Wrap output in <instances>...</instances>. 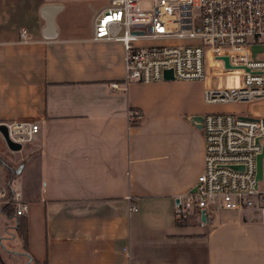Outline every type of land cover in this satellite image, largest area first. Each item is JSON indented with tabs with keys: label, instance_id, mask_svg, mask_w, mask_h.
<instances>
[{
	"label": "crops",
	"instance_id": "0c3cea01",
	"mask_svg": "<svg viewBox=\"0 0 264 264\" xmlns=\"http://www.w3.org/2000/svg\"><path fill=\"white\" fill-rule=\"evenodd\" d=\"M113 1L0 0V125L40 128L19 152L0 137L13 154L0 161V185L28 204L27 252L2 206L0 244L14 245L26 264H132L134 229L145 264H264L256 209L213 205L204 221L193 213L176 226V200L194 192L204 170L198 118L209 114L203 92L210 82L125 86L123 44L93 40L96 15ZM46 6L58 8L53 30L42 16ZM245 111L241 117L264 118V100ZM132 112L141 118L131 120ZM230 243L224 256L219 249Z\"/></svg>",
	"mask_w": 264,
	"mask_h": 264
},
{
	"label": "built area",
	"instance_id": "2783aa9c",
	"mask_svg": "<svg viewBox=\"0 0 264 264\" xmlns=\"http://www.w3.org/2000/svg\"><path fill=\"white\" fill-rule=\"evenodd\" d=\"M141 2H149L150 9ZM196 10V12H194ZM198 40L194 45L137 46V40ZM93 40L118 41L124 47L123 84L154 83L171 70L175 80L210 82L203 92L206 105L249 104L264 100V0H116L93 23ZM224 58L229 69L225 68ZM118 89V84H111ZM139 112L131 120H139ZM8 139L23 147L39 133L38 124L11 122ZM204 170L195 190L176 200V220L185 221L211 206L228 212L256 209L264 225V156L262 178L256 179L257 156L264 151V118L243 119L209 113L201 119ZM3 205L25 215L22 193L0 188ZM129 212H137L130 203Z\"/></svg>",
	"mask_w": 264,
	"mask_h": 264
},
{
	"label": "rangeland",
	"instance_id": "374dc122",
	"mask_svg": "<svg viewBox=\"0 0 264 264\" xmlns=\"http://www.w3.org/2000/svg\"><path fill=\"white\" fill-rule=\"evenodd\" d=\"M141 7L150 9L151 4L149 2H141ZM196 12V10H194ZM200 41L198 40H175V39H157V40H151L149 46L154 45H178V46H184V45H194L198 44ZM253 56L256 59L264 60V50L260 47H254L252 50ZM207 113H228L235 116H241L244 113H246V104H217V105H207L206 107ZM13 154H10L8 151H6L4 145L0 141V161H9V159H12ZM23 163V162H22ZM14 168V167H13ZM4 178L7 176L3 172ZM17 182L18 180H13L12 186L14 188H17ZM0 185V188H6V186ZM0 206H3V202L0 199ZM255 210V209H254ZM1 220L6 222V219L3 216H0ZM3 221V222H4ZM0 227L2 228L1 224ZM131 239H130V254H131V260L132 264H145L147 263V253L143 250V240L138 239V232L134 229L131 230ZM4 239V238H3ZM233 245V244H232ZM231 243L224 246L223 248L219 249L220 253H223L225 256L227 253H230L231 249ZM235 246V244H234ZM15 249V246L10 244L9 242L3 241V245L0 244V264H26V262L23 259H18L14 254L12 249ZM16 250V249H15ZM233 255V254H232ZM24 258V257H21Z\"/></svg>",
	"mask_w": 264,
	"mask_h": 264
},
{
	"label": "water",
	"instance_id": "95a60500",
	"mask_svg": "<svg viewBox=\"0 0 264 264\" xmlns=\"http://www.w3.org/2000/svg\"><path fill=\"white\" fill-rule=\"evenodd\" d=\"M56 10H58V8L56 6H46L43 9L42 16L44 17V19L46 21V28L49 30L54 29L53 16H54ZM52 37H53V35L46 36V38H52ZM224 61H225V68L229 69L230 66L228 64V60L226 58H224ZM163 76H164V80H166V81L175 80L173 72L171 70L165 71ZM242 118L248 119V120L252 119L249 117H242ZM198 122L201 123V118H198ZM0 137L3 140L5 146L7 147V149L9 151L19 152L22 149L21 145L13 143L8 139L6 127L2 124L0 125ZM263 156H264V151H262V153L257 156V160H256L257 161V174H256L257 180H261V178H262V158H263ZM204 218H205V212L201 211V220L204 221Z\"/></svg>",
	"mask_w": 264,
	"mask_h": 264
},
{
	"label": "trees",
	"instance_id": "16d2710c",
	"mask_svg": "<svg viewBox=\"0 0 264 264\" xmlns=\"http://www.w3.org/2000/svg\"><path fill=\"white\" fill-rule=\"evenodd\" d=\"M11 175H12V172L8 171L7 172V178H6L7 182L10 181ZM7 189H9V187H7ZM1 213L7 218L13 217L16 219V222L14 225L15 236L22 240L23 245H24V251L27 252V250H26V246H27L26 222H25L24 217L23 216L22 217H16L14 215V209L9 205H3L1 207ZM183 224H184L183 221L176 220V226L180 227Z\"/></svg>",
	"mask_w": 264,
	"mask_h": 264
}]
</instances>
